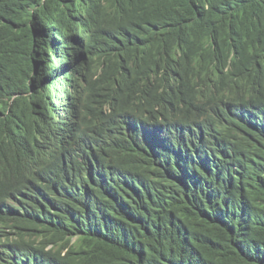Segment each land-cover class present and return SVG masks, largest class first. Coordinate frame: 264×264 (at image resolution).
<instances>
[{
    "label": "trees",
    "instance_id": "16d2710c",
    "mask_svg": "<svg viewBox=\"0 0 264 264\" xmlns=\"http://www.w3.org/2000/svg\"><path fill=\"white\" fill-rule=\"evenodd\" d=\"M81 8L122 42L101 71L77 55L85 126L62 134L37 99L9 110L7 99L27 89L39 44L68 36ZM236 80L252 85V116L197 96L172 112L173 88L198 84L209 97ZM21 144L42 164L7 182ZM1 201L37 264H264V0H0Z\"/></svg>",
    "mask_w": 264,
    "mask_h": 264
},
{
    "label": "clouds",
    "instance_id": "9594fccd",
    "mask_svg": "<svg viewBox=\"0 0 264 264\" xmlns=\"http://www.w3.org/2000/svg\"><path fill=\"white\" fill-rule=\"evenodd\" d=\"M95 11L90 8H81L65 25L67 30L71 25H76L68 36H63L58 31L52 44L41 43L35 53V60L27 61V89L7 99V110L13 105L15 99H19L22 106L27 108L32 99H37L40 106L38 109L43 113L44 120L57 127V132L62 134L71 126L76 125L79 129L84 128L83 123H77L75 110L82 109V88H74V66L77 55L85 62H94L101 71V58L113 55L122 42V35L118 28L103 24L102 29H96L89 19ZM51 19V18H50ZM57 19V18H55ZM47 19L43 17V23ZM54 24H45V32H51ZM181 55V47L178 48L176 56ZM117 64L116 60H110ZM64 64L69 70L66 71ZM126 69L130 78L135 77V71L131 61H127ZM63 71L68 73L69 80L66 82L62 76ZM95 78L97 75L94 76ZM195 78V75H193ZM156 80V78H155ZM198 84H195L189 92L181 93L173 88L175 104L172 112L181 114L185 111L189 100L197 96L199 104L212 102L224 107H231L245 118L252 116L253 108L249 106V95L252 85L243 80H236V84L230 87H217L209 90V97H203L198 93ZM165 110L164 105L162 104ZM82 115L83 111H82ZM136 132V139L142 149L153 157L154 144L148 132L145 130H132ZM28 144H21L14 151V162L4 173V180L9 182L19 176V168L37 169L42 164V159L36 154L29 152ZM57 148L60 141L56 142ZM30 146V145H29ZM30 148H32L30 146ZM35 152L34 149H31ZM48 157V151H45ZM5 201H1L0 205ZM12 201H6V204ZM0 210L6 209L0 206ZM0 230L6 233L0 236V264H37L35 252L18 242V230L13 223H7L0 219Z\"/></svg>",
    "mask_w": 264,
    "mask_h": 264
},
{
    "label": "bare ground",
    "instance_id": "6f19581e",
    "mask_svg": "<svg viewBox=\"0 0 264 264\" xmlns=\"http://www.w3.org/2000/svg\"><path fill=\"white\" fill-rule=\"evenodd\" d=\"M64 67H65L66 71L69 70V68L67 67L66 64H64ZM63 74H65V71H63ZM67 74L68 73L66 72V74L64 76H62L63 79L65 78L66 82L70 79Z\"/></svg>",
    "mask_w": 264,
    "mask_h": 264
}]
</instances>
